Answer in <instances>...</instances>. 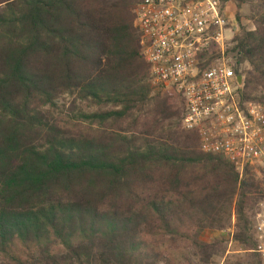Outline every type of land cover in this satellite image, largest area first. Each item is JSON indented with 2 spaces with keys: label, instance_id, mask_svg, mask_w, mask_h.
<instances>
[{
  "label": "trees",
  "instance_id": "1",
  "mask_svg": "<svg viewBox=\"0 0 264 264\" xmlns=\"http://www.w3.org/2000/svg\"><path fill=\"white\" fill-rule=\"evenodd\" d=\"M218 1L241 99L264 104V0ZM135 7L0 0V264H209L200 234L232 220L239 262L260 264L264 174L203 154L180 94L151 97Z\"/></svg>",
  "mask_w": 264,
  "mask_h": 264
},
{
  "label": "built area",
  "instance_id": "2",
  "mask_svg": "<svg viewBox=\"0 0 264 264\" xmlns=\"http://www.w3.org/2000/svg\"><path fill=\"white\" fill-rule=\"evenodd\" d=\"M137 48L151 87L174 89L184 108L181 128L196 131L203 154L222 155L240 179L264 174V104L243 102L232 69L238 25L218 0H133ZM243 81V80H242ZM255 226L264 264V215Z\"/></svg>",
  "mask_w": 264,
  "mask_h": 264
},
{
  "label": "rangeland",
  "instance_id": "3",
  "mask_svg": "<svg viewBox=\"0 0 264 264\" xmlns=\"http://www.w3.org/2000/svg\"><path fill=\"white\" fill-rule=\"evenodd\" d=\"M226 8H227V15L229 16V18H231L233 21L236 22L234 17L236 10L234 9V6L229 4L226 6ZM247 14H249V11L247 9V6H244L240 10L241 21L244 26L252 29L253 27L251 23L245 20L244 18ZM172 92H175V90L166 89L162 91H157L153 89L151 93V97H154L156 94H160L161 96H166L171 94ZM261 175L254 174V176H256L257 178H261L262 177ZM254 213H255L254 224L256 226L258 220L263 218L262 215H264V202L259 203L254 208ZM233 231L234 229H233V220H232V226L228 229L222 231L216 229H212V230L207 229L200 234V241L206 243H215V245L217 246V255H214L211 258L209 264H241L239 260L242 259L244 257L243 255L245 254L244 251L242 250L243 247L233 240L232 238ZM217 243H219V245H217Z\"/></svg>",
  "mask_w": 264,
  "mask_h": 264
},
{
  "label": "water",
  "instance_id": "4",
  "mask_svg": "<svg viewBox=\"0 0 264 264\" xmlns=\"http://www.w3.org/2000/svg\"><path fill=\"white\" fill-rule=\"evenodd\" d=\"M237 82L238 84L241 86L242 85V77L241 76H237Z\"/></svg>",
  "mask_w": 264,
  "mask_h": 264
}]
</instances>
